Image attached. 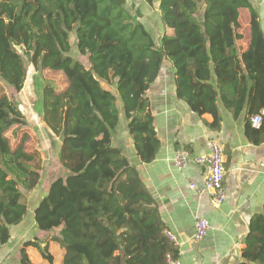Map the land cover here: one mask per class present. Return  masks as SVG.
Masks as SVG:
<instances>
[{
	"label": "trees",
	"instance_id": "trees-1",
	"mask_svg": "<svg viewBox=\"0 0 264 264\" xmlns=\"http://www.w3.org/2000/svg\"><path fill=\"white\" fill-rule=\"evenodd\" d=\"M155 1L142 0L158 11L157 42L144 21L147 10L128 9L127 0H0V246L25 218V195L44 165L40 152L25 150L26 135L11 149L6 132L27 124L5 87L22 90L23 55L39 74L60 72L67 82L59 90L42 79L37 116L51 141L52 164L68 174L51 181L34 208L42 237L23 242L19 264H32L28 246L51 264L49 241L64 251L62 264L178 260L155 199L114 145L123 116L139 162L155 159L160 141L146 93L165 60L174 70L176 98L199 116L210 114L209 129L220 127L219 104L237 117L245 103L246 127L257 144L264 142V118L257 129L250 121L264 108V33L252 0ZM240 9L249 12L246 50L238 45ZM243 242L238 264H264V204L250 217Z\"/></svg>",
	"mask_w": 264,
	"mask_h": 264
},
{
	"label": "crops",
	"instance_id": "crops-1",
	"mask_svg": "<svg viewBox=\"0 0 264 264\" xmlns=\"http://www.w3.org/2000/svg\"><path fill=\"white\" fill-rule=\"evenodd\" d=\"M252 2L264 33V0ZM238 21L242 35L238 45L246 50L250 41L248 10H239ZM165 32L173 35L170 29ZM212 83H215L213 76ZM66 86L59 90H64ZM244 86L240 85L241 88ZM249 93L248 83L243 99L246 100ZM231 94L227 93L228 96ZM146 95L160 141L155 159L149 164L139 162L123 116H120L114 145L136 165L140 179L155 199L166 226V234L173 237L171 240L179 249V264H238L248 221L253 214L261 212L264 204V142L257 144V136L253 137L252 131L246 127L248 106L244 103L238 116L233 117L229 110L219 104L220 127L217 131L209 129L207 124L212 122L210 114L199 116L176 98L174 70L168 60L163 62L159 77ZM27 112L30 113L29 110ZM23 117L27 124L24 128L29 130V134L31 129L35 134L37 129L44 133L45 144L38 137L41 147L37 148L44 165L39 172L38 182L25 195L28 205L25 218L18 225L10 227L9 241L0 246V264H19V250L23 242L36 236L42 237L34 222L33 211L52 181L49 178V161L54 155L52 152L50 154L53 148L49 136L40 120L36 124L37 119L33 114L29 117L23 114ZM15 127L5 134L7 139ZM251 127L257 129L258 126L251 124ZM209 140L219 142L223 152L225 199L220 205L213 204L207 193L197 195L189 189L190 184L198 188L203 185L206 167L195 163L194 159L209 153ZM8 141L11 149H15L16 146ZM24 147L26 151L29 150L26 144ZM177 151L189 153L188 162L181 168L174 162ZM197 218L206 219L210 226L205 237L199 241L193 237ZM48 250L53 257L51 264H62L64 251L58 244L49 241ZM25 253L32 264H49L34 247H26Z\"/></svg>",
	"mask_w": 264,
	"mask_h": 264
},
{
	"label": "rangeland",
	"instance_id": "rangeland-1",
	"mask_svg": "<svg viewBox=\"0 0 264 264\" xmlns=\"http://www.w3.org/2000/svg\"><path fill=\"white\" fill-rule=\"evenodd\" d=\"M141 1V2H140ZM127 0L126 8L134 7L138 9H142L143 12H146V16H144V21L147 26V29L153 34V38L156 41L157 36L161 34V28L160 26L156 25L158 23L157 20V14L158 11H156L155 6L148 7L145 3L142 2V0ZM159 0H156L155 3L158 6ZM141 4V5H140ZM147 8V9H146ZM159 17V15H158ZM71 46L75 48L73 44V40H71ZM19 52H22V50L19 48ZM73 55H75V52L73 51ZM24 60V68H25V82L23 85V88L20 92L14 93L10 90V88L5 87L6 89V95L8 98H12V101L14 104L23 112V114H28V117L30 115H34V117L37 119V123L39 122V118L37 116L38 108V102L42 87V79H49L53 80L57 83L58 88H63L66 86V79L60 72L55 71H48L45 70L41 72L40 74H37V70L32 67L30 62L28 63L27 58L23 55ZM85 62V60H83ZM86 64V62H85ZM27 110L30 111V113L27 112ZM9 131V130H8ZM8 131L6 133H8ZM40 129H37V132L35 134L34 130L31 129L29 134V130H25L24 127H15V130L9 132L8 139L11 142V145H15L16 147L20 144L21 140L24 138V135L28 136V139H26V142L24 143V146L26 144V147L29 149L27 151H38L37 148L41 147V143L38 139L45 144L44 139V133L43 131H40ZM31 135V136H30ZM29 137H32V139L29 140ZM19 141V142H18ZM40 151H38L39 153ZM40 158L42 157L41 152L39 153ZM42 160V159H41ZM50 166V172H53V174L49 175L50 180H54L57 177H63L68 174L67 171L60 168L59 166L55 167L51 161H49Z\"/></svg>",
	"mask_w": 264,
	"mask_h": 264
},
{
	"label": "built area",
	"instance_id": "built-area-1",
	"mask_svg": "<svg viewBox=\"0 0 264 264\" xmlns=\"http://www.w3.org/2000/svg\"><path fill=\"white\" fill-rule=\"evenodd\" d=\"M264 117V109L258 114L250 117L253 125L259 126ZM209 153L194 159L195 163L204 165L206 167V174L204 176L203 185L201 188L196 187L194 184L189 185V189L194 191L197 195L207 193L213 204L220 205L225 199L224 187V158L221 144L217 141H207ZM189 160V153L186 151H177L174 162L177 167H183ZM210 226L206 219L197 218L194 225V239L201 240L205 237ZM173 239V237H169ZM168 264H179L178 260H171L167 258Z\"/></svg>",
	"mask_w": 264,
	"mask_h": 264
},
{
	"label": "water",
	"instance_id": "water-1",
	"mask_svg": "<svg viewBox=\"0 0 264 264\" xmlns=\"http://www.w3.org/2000/svg\"><path fill=\"white\" fill-rule=\"evenodd\" d=\"M122 264H125L124 262H122Z\"/></svg>",
	"mask_w": 264,
	"mask_h": 264
}]
</instances>
